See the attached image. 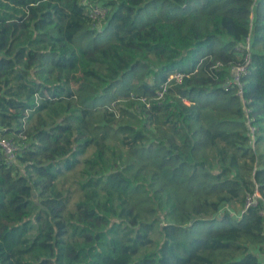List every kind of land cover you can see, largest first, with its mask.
I'll list each match as a JSON object with an SVG mask.
<instances>
[{
    "label": "trees",
    "instance_id": "obj_1",
    "mask_svg": "<svg viewBox=\"0 0 264 264\" xmlns=\"http://www.w3.org/2000/svg\"><path fill=\"white\" fill-rule=\"evenodd\" d=\"M96 1L0 0V264H264V0Z\"/></svg>",
    "mask_w": 264,
    "mask_h": 264
},
{
    "label": "built area",
    "instance_id": "obj_2",
    "mask_svg": "<svg viewBox=\"0 0 264 264\" xmlns=\"http://www.w3.org/2000/svg\"><path fill=\"white\" fill-rule=\"evenodd\" d=\"M82 3L87 6L88 10V16L92 20H96L97 22L104 19L107 15L108 9L105 7L102 3L97 2L96 0H82ZM243 49L245 51V54L239 53V56L241 57V61L236 64H229L225 67V70L228 73V77L225 78V82L223 83V86H236L238 94L241 93L242 90V77L247 72V65L250 61L251 56V35L250 31L247 34V36L242 41ZM240 48L237 47V50ZM220 64L218 62L215 63L214 67H218ZM186 75L181 71H175L168 75L166 82L160 86V88L157 91L156 97L160 98L163 96L166 84L170 81H175L177 83H180L182 79ZM143 102L145 99H141ZM251 133L253 134V128L250 127ZM1 130V128H0ZM253 138V136H251ZM251 141H253L251 139ZM0 154L4 157L6 162L12 163L17 157V145L9 138L4 137L0 133ZM260 198L258 192L255 190L252 194H250L246 199V207L253 204V202ZM227 208V206H224ZM224 207L221 208L224 209ZM264 214V211H262Z\"/></svg>",
    "mask_w": 264,
    "mask_h": 264
},
{
    "label": "crops",
    "instance_id": "obj_3",
    "mask_svg": "<svg viewBox=\"0 0 264 264\" xmlns=\"http://www.w3.org/2000/svg\"><path fill=\"white\" fill-rule=\"evenodd\" d=\"M259 252V256L261 258V260L264 262V251L261 252V251H258Z\"/></svg>",
    "mask_w": 264,
    "mask_h": 264
}]
</instances>
